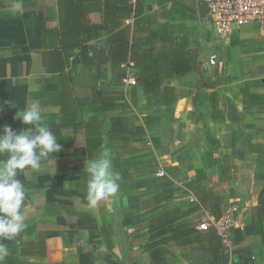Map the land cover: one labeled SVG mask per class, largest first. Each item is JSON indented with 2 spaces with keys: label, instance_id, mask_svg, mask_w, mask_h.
<instances>
[{
  "label": "crops",
  "instance_id": "obj_1",
  "mask_svg": "<svg viewBox=\"0 0 264 264\" xmlns=\"http://www.w3.org/2000/svg\"><path fill=\"white\" fill-rule=\"evenodd\" d=\"M16 2L0 0V128L22 130L16 112L38 102L62 147L19 174L26 227L3 264H264V36L214 35L192 0ZM105 155L119 192L90 207L85 163ZM200 190L236 202L242 229L217 253L159 242L153 221L212 216L191 211Z\"/></svg>",
  "mask_w": 264,
  "mask_h": 264
},
{
  "label": "clouds",
  "instance_id": "obj_2",
  "mask_svg": "<svg viewBox=\"0 0 264 264\" xmlns=\"http://www.w3.org/2000/svg\"><path fill=\"white\" fill-rule=\"evenodd\" d=\"M22 0H17L15 9L22 8ZM14 120L24 125L20 131L11 125L0 128V264L9 254L5 241H14L25 229L22 206L25 200V186L19 174L24 170L39 171L45 162L55 164L51 159L62 145L44 122L40 105L33 102L17 111ZM88 174L86 199L90 207L119 192V176L110 169V161L104 157L90 159L85 163Z\"/></svg>",
  "mask_w": 264,
  "mask_h": 264
},
{
  "label": "built area",
  "instance_id": "obj_3",
  "mask_svg": "<svg viewBox=\"0 0 264 264\" xmlns=\"http://www.w3.org/2000/svg\"><path fill=\"white\" fill-rule=\"evenodd\" d=\"M132 7L139 0H127ZM204 9L202 20L214 35L229 37L232 33L247 27H254L264 36V0H192ZM217 55L211 54L208 65L215 66ZM126 85L136 86L134 77L129 76L124 80ZM158 176H163V171H158ZM239 206L236 202L228 203L220 218L213 216L204 217L197 225L198 230L213 228L224 244L229 241V232L233 229H242L238 217Z\"/></svg>",
  "mask_w": 264,
  "mask_h": 264
},
{
  "label": "trees",
  "instance_id": "obj_4",
  "mask_svg": "<svg viewBox=\"0 0 264 264\" xmlns=\"http://www.w3.org/2000/svg\"><path fill=\"white\" fill-rule=\"evenodd\" d=\"M184 55H185L184 53H180V49H179L175 53V58H181ZM140 82H141V84H143L147 93L156 91L160 85V82L155 81L154 79L149 80V81H144V79H143V80H140ZM121 121H122V119H118V118L113 120L115 125L120 124ZM89 137H90L89 134H87V139L89 140L88 146H89L90 151L93 152L94 150H96L100 146V143L96 142L95 138L91 137V139H90ZM166 193L170 194V193H173V191H169ZM196 194H197L196 198H197L199 205L195 206V208L191 209V211H195V210H199L201 208H204V209L210 211L212 216L215 219L220 218V216L223 213V203H222L221 198L218 197L217 195H215L214 193H212L211 191L200 190V191L196 192ZM183 216H184V214H182L180 216H174L171 218L165 217V218H162L160 220L153 221V223L150 224L149 231L153 232L154 230H157V233H159L161 235H167V237H166L167 240L164 239V240H160L159 242L165 243L168 240H174L177 244H182L185 242L189 243L191 241L192 237H193V239L200 237L202 241H204L206 243H210V244H212V242L214 240L217 241L215 243L216 249L212 250L211 253H217V252H219L220 249L221 250L225 249L222 244L218 246V242H219L220 238L217 236V234L215 233L213 228H208L206 230H198V229H196L195 226L193 227V226H190L187 224H180V223L177 224L176 222L179 221ZM234 234H235V236L233 238V242L236 243V242H238V240H240L241 235H240V233H237L235 231H234Z\"/></svg>",
  "mask_w": 264,
  "mask_h": 264
}]
</instances>
